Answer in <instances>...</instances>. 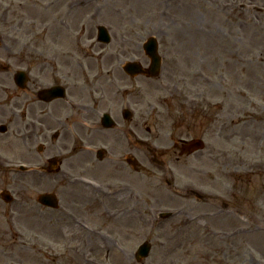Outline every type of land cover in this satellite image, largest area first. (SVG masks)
Here are the masks:
<instances>
[{"label": "rangeland", "instance_id": "374dc122", "mask_svg": "<svg viewBox=\"0 0 264 264\" xmlns=\"http://www.w3.org/2000/svg\"><path fill=\"white\" fill-rule=\"evenodd\" d=\"M125 2L118 13L109 14L111 19H92L91 23L112 22L109 24L114 36L111 43L100 48L95 46L93 30L92 59L110 60L118 51L120 59L133 57L146 62L141 45L147 37L155 35L163 59L160 78L167 88H160V80L154 81L157 85L153 86L159 87L161 92H157L158 88L144 87L141 109L146 107L144 103L149 102L152 105L150 112L162 113V124L169 127L170 119L167 115L170 111L180 113V108L176 104L179 100L175 99V94L170 95L176 93L175 87L168 81L180 82L184 77V89L189 94H199L201 90L200 94L210 99L209 110L218 111L217 137L208 136L206 139L209 148L214 145L218 149L217 161L206 158V151L189 158L187 165H194L195 169L196 166L206 169L207 175H200L199 171L193 174L182 163H173L172 158H165L167 162L161 167L156 164L162 159L160 153L151 151L147 143L151 146L153 140L142 129L139 137L145 144L140 146L139 193L132 210L134 219H122L114 226H103L101 220H93L88 224L90 235L80 228L73 235V228L59 225L53 229V226L46 223L39 225L36 217L33 222L17 217L18 222L21 220L27 226H10L9 221L0 217V264H183L186 255L191 262L198 264L202 253L210 252L208 247L215 244H202L203 240L198 239L206 231L202 224L195 222L196 213L202 208L184 207L185 200L189 205L192 202L186 197L182 198L180 191L191 184L204 187L205 182L209 184V191L219 195L220 205H234V210L231 211L233 218L226 219L220 214L214 231L219 236L236 226L245 227L247 233L235 236L236 257L241 254L245 264H264V71H258L262 78L260 83L252 80L241 88L251 92L248 95L243 91L236 93L232 90L227 72L230 70L227 58L237 56L238 52L245 58L259 55L264 57V51L257 47L261 43L256 42L254 35L251 39L252 48H244V33L239 30L238 24L241 27L246 21L233 17L230 8L222 9L216 0ZM99 5L93 3L92 6ZM170 41L175 46H169ZM137 45L138 52L133 54ZM102 50L105 55L98 56ZM222 59L225 65L222 64ZM258 65L260 68L264 67L262 64ZM215 66L220 69L219 73L214 70ZM169 68H173V79L168 78ZM190 71L194 72V79L185 77ZM246 83L248 81L244 85ZM60 133L59 151L56 154L65 159L68 153L63 142L69 137L62 131ZM156 145L168 146V138L162 136L156 139ZM19 159L23 160L18 156L12 157L13 161ZM52 179L27 175L24 181L30 196L53 191L58 194L62 205L69 201V192L83 191L78 189L79 186L68 185L60 177ZM169 182L175 185L178 192L173 185H167ZM198 202L199 205H204L199 200ZM145 203L153 204V207L147 211L144 209ZM106 204H111L110 200ZM183 207L185 209L181 211ZM19 208L20 206L17 207L18 210L21 209ZM170 208L177 209V212ZM163 211L172 212L173 217L158 223L154 214ZM39 213L35 212V215ZM193 216L195 219L192 220ZM60 221L69 223L66 216H62ZM242 227L240 229L244 231ZM256 227H259L258 230L253 232ZM41 228L49 239L35 236L34 232ZM78 234L89 235L91 241H80L76 237ZM51 237L54 238V243L51 242ZM144 240L152 243V250L146 260L137 263L131 253ZM95 241L101 245V249ZM81 242L84 246L80 245ZM39 245L45 247L44 253H41Z\"/></svg>", "mask_w": 264, "mask_h": 264}, {"label": "flooded vegetation", "instance_id": "af4514ba", "mask_svg": "<svg viewBox=\"0 0 264 264\" xmlns=\"http://www.w3.org/2000/svg\"><path fill=\"white\" fill-rule=\"evenodd\" d=\"M216 1L222 9L229 7L233 17L246 21L241 27L238 24L244 33L243 47L251 49L254 34L256 42L261 43L257 47L264 51V0ZM93 3L102 6L93 9ZM107 4L108 0H0V215L8 221L20 216L33 222L36 217L39 225L73 228V235L78 230L75 219L101 220L103 226L118 223L124 213L133 212L138 201L142 127L147 133L153 132L155 141L161 138L160 132L168 137V147L178 153L174 162L186 167L193 155L180 154L181 140L217 137L218 113L207 111L203 102L186 100L185 111L174 115L175 123L170 124L168 131L160 115H141V120L139 76L125 74L123 59H91V22L102 16V7ZM185 77L194 79V73ZM124 109L129 110L126 115ZM60 130L70 136V177L85 176L100 182L95 187L81 188L82 192H73L64 210L47 212L29 205L32 197L26 194L24 178L12 169V157L33 155L34 148L38 151L40 145L43 149L44 142L50 140L47 152L57 150L54 136ZM155 149L161 156L167 153L166 149ZM205 151L206 158L217 161L218 149L214 145ZM35 159L38 161L36 155ZM191 166L200 175H207L206 169ZM8 192L27 195L24 201L28 207L18 211L17 207L7 206L3 195ZM182 195L204 203V207H190L202 208L196 222L206 230L212 229L203 231L198 238L202 244H215L208 247L210 252L202 253L200 263L245 264L241 254L235 255L234 232L226 236L230 230L224 231L221 238L214 236L220 213L229 218L228 211L234 205H220L218 194L209 193L208 182ZM107 200L111 204H106ZM188 205L185 200L184 207ZM62 216L69 223L60 221ZM38 234L49 239L42 228ZM76 237L91 241L89 235ZM51 242H55L52 237Z\"/></svg>", "mask_w": 264, "mask_h": 264}, {"label": "water", "instance_id": "95a60500", "mask_svg": "<svg viewBox=\"0 0 264 264\" xmlns=\"http://www.w3.org/2000/svg\"><path fill=\"white\" fill-rule=\"evenodd\" d=\"M145 48V52H147V54L152 58L153 62L155 63L154 65V69L157 65V62L158 61V58L157 56L155 55V41H153V39H150L148 41V43L144 46ZM158 66V65H157ZM155 74V72L153 73ZM201 147V142L199 140H195V141H192L190 144H189V148L190 150H192V148H198V147ZM55 164V161H51L50 162V165H54ZM41 200L45 203H47L48 205H53L55 204V199L52 195H41L40 196ZM164 216H167V215H164ZM150 250V245L149 243L147 242H144L142 245H140L136 251V254H135V258L137 261H141L142 259L146 258L148 256V252Z\"/></svg>", "mask_w": 264, "mask_h": 264}]
</instances>
